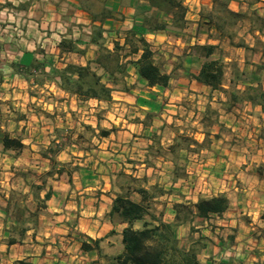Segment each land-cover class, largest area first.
<instances>
[{
    "label": "crops",
    "instance_id": "1",
    "mask_svg": "<svg viewBox=\"0 0 264 264\" xmlns=\"http://www.w3.org/2000/svg\"><path fill=\"white\" fill-rule=\"evenodd\" d=\"M102 1L113 15L112 18H106L102 22V27L106 29L104 31L105 45L112 49L114 44L117 43L120 47L129 51L130 46L124 38L125 33L132 27L133 29L139 27L140 19L135 14L136 7L142 1ZM192 1L196 2L198 7L194 8L192 12L188 10L185 15L186 28L184 30L191 34L186 35L189 41L176 40V44H180L182 49L187 48L181 51L184 54V61L181 67L177 69V71H184L179 74L177 79L173 80L179 81L177 83L178 87L172 89L168 86L164 88L166 94L171 93L170 98H175L170 100L173 104L159 105L161 107H158V109L163 111L155 116L156 121L152 122V125L143 126L144 123L140 122L139 131H134L133 124L126 125L127 120L123 119L119 130H116L115 133L110 132L108 136L103 137V139L108 137V140L112 138V142L109 143L110 147L107 145L104 148H109L114 155L105 162V165L108 166V169L104 170L105 174L97 175L98 179L100 178L103 181L97 180L93 184L90 182L93 180L89 178L90 175L88 179H85L86 182L71 181L74 186L73 190L78 191L77 194L81 195L82 192L87 193L86 191L98 190L100 192L98 196L77 197L68 195L67 192L71 188V184H69L68 177H66L65 183H61L59 180L63 176L60 174L58 179L50 185L52 196L45 201L44 215L42 216L41 213L38 218L41 226L38 230L28 227L23 231L22 228L17 229L18 223L12 214V203L9 193L6 191L10 188V180L4 182L6 177L3 176L5 173L14 175V168L11 167V164H15V162L9 164V171H0V264H112L110 257L124 252L121 233L126 224L117 219L112 220L108 216L113 198L116 195L113 192L114 181L120 173H130L129 170L136 173L138 168L139 171H144V174H147L148 170H153L155 166L159 165V169H155V172H158L159 175L158 183L154 184L166 190L173 188L179 180L175 176L178 170L174 165L176 164L174 141L177 133L168 130L166 138H163L166 140L168 153L164 157H160V161H157L154 166L146 158L149 148L159 138L153 137V133H160L162 129L167 128L172 130V125L180 122L178 115L182 105L179 100L175 101L177 97L181 99L189 92L192 94L190 96H199L201 93H207V89L208 92L216 91L209 85L197 81L191 75L199 72L205 60L200 52L193 49L195 44L214 45L218 51L229 52L235 50L241 52L242 57L239 59L241 69L247 70L248 74L255 75L257 78L261 75L264 78V71L255 72L254 68L259 59L264 61V51L255 49L253 51L254 58L251 60L249 57L246 58V55L248 56L246 48L232 45L227 37L222 36L212 24L201 17L202 6L211 8L213 5L212 0ZM257 4L264 7V0H258ZM230 8L237 11L238 7L230 5ZM261 9L263 13H259V16L263 19L264 8ZM257 10L259 12L260 9ZM99 23V21H93L91 12L83 8L82 0H0V102H2L0 103V110L1 106L9 107L12 104L16 106L19 104V101L15 103L10 101L15 98V94L16 97L22 99L29 97L31 100L29 90L33 86L40 87V91L43 88L52 90L59 97L66 99L61 103L68 102L70 113L75 110L76 106L73 105H77L78 98L60 88L58 73L68 63L85 65L88 60L96 57L97 46L91 42V34L94 25ZM202 25H205L204 30ZM19 26L23 28L21 37L16 32ZM198 29L203 31L200 32ZM121 33H123V37H120ZM261 33H264V26L250 31L247 35L257 39V36ZM144 36L147 41L152 39L165 40L167 37L161 31L156 33L146 32ZM259 38L264 40L263 35H259ZM248 46L253 47V43ZM214 54L213 52L211 56ZM138 57L139 54H134L132 59L136 60ZM129 58L131 57L124 58L125 67H130L127 73L137 80L139 78L135 65L126 62ZM223 58L228 62L236 60L231 53H223ZM120 61L122 60L120 59ZM170 70L166 72L169 73ZM101 72L102 69H99L98 74H102ZM103 76L107 75L103 73L101 80L104 78ZM139 80L148 89L153 90L156 87L148 86L144 80ZM102 82L105 81L102 80ZM107 84L111 86L108 82ZM115 93L119 96L115 97ZM131 94L137 93L135 90H112V99L125 100L129 95L131 97ZM174 94H176V97ZM225 98L227 99V97ZM90 101H94L96 104L103 103V101L96 99H88L84 102ZM133 104L141 110L154 109V107H150L153 104L129 103L126 99V107L130 108ZM248 105L253 107L254 110L264 109L261 104ZM53 107H56V104ZM228 107L229 109L226 110L228 112L225 114L227 117L220 115L218 121L214 122V130L210 131V134L207 133V129L204 132H195L196 143L202 144L206 138L211 140L212 149L213 145L214 149L212 153L210 152V155L216 156L215 163L211 165H215V168L220 167V173H225L224 176L228 174L229 181H226V184L230 186V191L227 188L220 190L221 193L225 192L229 201L228 207L221 217L213 215L212 218L204 219V221L197 217L198 220L203 221V225L199 226L200 230L196 233L206 239L205 247L198 254V260L204 264L216 259L225 264H264V158L257 161L258 163L254 166H247L244 169L239 166L241 162L247 163L244 159L252 158L255 151L259 153L260 150L248 147L249 143L253 141V134L250 131L242 136L243 141L248 145L245 148L240 147L237 139L239 136V120L233 115V112L240 110H238V104L232 100L229 102ZM12 109L17 110L15 107H12ZM203 114L206 115L204 111ZM9 116L3 118L0 115V128L7 126L9 127L8 130L11 131L20 130L21 127L17 128V125L19 126L24 121L21 118L22 116L14 117L13 114ZM247 117L246 122L255 121L251 115L248 114ZM66 123L67 121L64 122V124ZM88 124L94 127L98 124V121L96 120L94 123L90 121ZM141 129L142 132H140ZM148 130L151 133L145 132ZM2 137L0 135L1 139ZM1 139L0 149L2 151ZM29 139L31 141L33 138ZM258 141H261V139ZM21 142L24 143V139H21ZM112 145L115 147L112 148ZM203 152L206 153L207 149L199 151L200 163L193 164L192 168L187 167L186 172H199L207 166L206 161L204 164L201 163ZM257 154L255 156L259 157ZM119 158H123V160L120 161ZM126 166L131 169H126ZM242 175L250 178V185L249 188H244L240 193L238 192L239 188L234 184L237 182V178ZM137 176L139 175L137 174ZM234 177H236V180L233 181V184L231 180ZM5 184L8 187H5ZM39 184L42 185V182L40 181ZM34 188V185L28 182L25 190L29 192L31 197L34 194ZM58 188L66 191L62 200L59 197ZM67 195L68 197H66ZM213 196H217V194H213ZM40 197L42 198V193H40ZM129 197L135 202H141L142 200L141 195L135 191H131ZM33 201L40 202V198L36 195ZM174 216L175 213L169 219L164 218V220L172 222ZM225 216L227 217L225 218ZM214 217L219 221L218 223L215 222L217 226H230L233 228L229 233L230 235H223V229L219 230V228L214 227V223H210ZM188 228H190V225L189 227L176 225L173 228L175 237L178 239L177 234H180L182 230H188ZM227 236H229L228 240ZM13 238L15 242H11ZM95 240H98L97 244ZM83 242L87 243L90 248L87 250L82 249Z\"/></svg>",
    "mask_w": 264,
    "mask_h": 264
},
{
    "label": "rangeland",
    "instance_id": "2",
    "mask_svg": "<svg viewBox=\"0 0 264 264\" xmlns=\"http://www.w3.org/2000/svg\"><path fill=\"white\" fill-rule=\"evenodd\" d=\"M257 3L258 0L228 1L229 7L230 5L237 6V11L240 12V17L235 21L231 19L230 25L227 26V29L233 34V41H231V44L237 46L240 41H243L248 47L246 48V51H248V56L246 55V58L249 57L250 60L254 58L253 51L255 49L258 51H264V40L259 38V35L264 36V33L259 34L257 39H253L252 36L250 37L247 35L250 31L257 30L260 26H264V21L262 17L259 16V13H263L261 8L264 7ZM97 5L99 4L97 3ZM97 5L92 9L96 11L98 9ZM183 5L186 12L188 10L189 12H192L194 8L198 7L196 2H193L192 0H183ZM211 8L208 6H202L201 16H205ZM258 8L260 9L259 12L257 10ZM222 14L225 15V12H222ZM185 28L186 21L184 27L181 29L173 28L168 32L163 31L167 35L165 40L152 39L147 41L150 48L153 50V62L157 64L162 71L166 72L171 69L169 73L171 74L172 82H170L169 87H172V89L178 87L177 83L179 82L173 80L177 79L179 74L184 71H177V69L181 67L184 61V54L181 51L186 50L187 48L182 49L180 44H176V40L181 39L189 41V38L186 35L191 34L190 32L188 33L185 31ZM202 29H205V25H202ZM202 29H198V31L202 32ZM16 32L19 37H21L23 35L22 26H19ZM145 33L146 32L141 31L139 28H136V36L140 35L145 38ZM120 37H123V33L120 34ZM105 41L106 38L104 43ZM108 41L110 42V40ZM251 43H253V47L248 46ZM214 53L215 54L210 56V58L219 59L223 66L224 74L222 86L216 88L215 92H208L207 89V93H201V95L199 94V96L195 97L190 96L192 95L190 92L181 99L177 97L175 101L179 100L182 105L180 114L178 115L180 122L172 125V130L166 127L167 129H162L160 133H153V137L159 138L147 152L146 158L148 162L154 166L157 161H160V157H164L168 153V148L165 142L166 140L163 139L166 138L168 130L177 133L174 141V153L176 155V164L174 165L176 170H178L175 176L179 179L177 180V184L169 190L163 189L161 186L157 187V184H154L158 183L159 179L158 172H155V169H159V165H157L153 170H148L147 174H144V171H139L138 168L136 169V173L133 170H129L130 173H120L118 178L114 181V190L111 189L115 194L129 196L131 191L128 190V187L143 186L146 188L149 198L148 204L152 213L161 216L163 220L164 218L169 219L172 217L173 213H175V215L177 213L179 214L180 219L183 220L178 225H183L185 227H189L190 225L188 230H182L180 234H177L179 236L178 240L180 245L185 247L189 246L192 240L198 239L200 235L196 232L200 230L199 226L203 225L204 220H198L197 217L191 213L186 216L184 208H176L174 205L183 203L185 205L184 207H190L199 197H211L213 194H223L227 197L225 192L221 193L220 190L227 188V190L230 191L229 184H226V181H229L227 178L228 174L224 176L225 173H220V167L215 168L214 164V166L211 165L212 163H215L216 158V156L210 155L213 152L214 145L212 149V142L209 138L204 139L202 144L196 143L195 132H204V130L207 129V133L210 134V131L214 130V122L218 121L220 115H222V117H227L225 114L228 112L226 110L229 109L228 104L231 101L229 94L232 90L239 93V99L236 103L238 104V110L240 111L233 112V115L239 120V136L237 139L239 140L240 147L245 148L246 145H248L243 141L242 136L244 133L250 131L253 134V141L249 143L248 147L260 150L259 153L255 151V154L258 153L257 155H259V157H256L254 154L252 158L244 159L247 163L241 162L239 166H242V169L247 166H254L258 163L257 161H261L262 158H264V109L254 110L253 107H250L248 104L258 103L248 100L244 93L247 85H258L264 91V78L262 75L257 78L255 75L248 74L247 70L241 69V64H239V59L242 57L241 52L235 50L226 52L214 49ZM223 53H231L232 57L236 60H232L231 62L225 61ZM97 54L98 51L96 50V55ZM118 55L122 60V63H124L125 57H131L127 59V61H130L133 57V55H129V51H126L123 47H120ZM255 59L257 58L255 57ZM262 63H264V61L259 59L258 63L254 65L255 72L264 71L263 68H260ZM92 68L97 73L100 69L96 65H92ZM125 70L126 72L123 75L115 74L113 80H110L108 76H103L104 78L102 80L105 81L104 83L108 82L111 84L110 87L114 85L112 90L115 91L135 90L137 94H131V97L129 95L126 98L129 103L136 102V104L143 103L144 105L153 104L150 107H154L155 110H141L135 104L129 108L125 106L126 99L120 100L115 98L111 101H103V103L98 104L94 101L84 102L85 100H78L77 105H73L76 106L75 110L70 113L68 102L64 104L61 103L66 100L65 98H62L61 96L59 97V95L53 93L52 90L50 91L45 88L40 91V87L37 86H33L29 90L31 100L29 97H25L24 99L16 97L15 94V98L10 101L13 103L19 101L17 106L14 104L9 107L1 106L0 115H2L3 118H8L9 115L13 114L14 117L22 116L21 118L24 120L19 126L17 125V128L21 127L20 130L15 129L11 131L8 130L9 127L7 126L0 128L1 137L8 135L11 138L19 139L20 141L21 139H24V143L21 142L22 147L18 150L14 148L6 150L3 148L4 151H1L0 149V171H9V164L15 162V164H11V167L14 168V175L12 176L9 173L2 175L6 177L4 182H7L8 179L10 180V188L6 191H8L12 203V214L15 220L17 218L19 219V223L17 222V229L28 227L37 230L39 229L41 224L38 222V218L41 213L42 216L44 215L43 208L46 206V200L43 201L44 194L45 192L50 191L52 196L50 185L54 180L58 179V175L60 174L63 176L62 179L59 180L61 183H65V179L68 177L69 184H71V188L67 192L68 195L70 194L77 197L98 196L100 193L98 190L86 191L87 193L82 192L81 195L77 194L78 191L73 190L74 186L71 181H77L79 183L81 181L86 182L85 179H88L89 175V178L94 180L90 181L93 184L96 183L95 181L97 180L103 181L100 178L98 179L97 175L105 174L104 170L108 169L105 162L107 159L114 157L113 151L109 148H104L112 142V138L108 140V137L105 139H103V137L108 136L110 132L115 133L116 130H119L123 123V119L127 120V123H125L126 125L133 124L132 128L134 131H139L140 122L144 123L143 126L152 125V122L156 121L155 116L159 115L160 111H163L162 109H158V107L168 103L173 104L170 100L175 98H170L169 95L171 93L166 94V89L161 86H156L153 90L148 89L146 85L139 82V79L135 80L127 73V70H130V67H125ZM236 71L243 74L240 76H234V72ZM101 73L103 74L104 71L102 70ZM232 78L234 79V82L233 84H230V79ZM114 95L115 97L119 96L117 93ZM174 95L176 97V94ZM225 97H227V99ZM21 103H23V105H21ZM55 104L56 107H53ZM262 106H264V99ZM12 107L17 108V110L14 111ZM203 111L206 115H202ZM248 114L251 115L255 121L250 123L246 122ZM96 120L98 121V124L94 127L88 124V122L91 121L94 123ZM66 121L67 123L64 124ZM246 125L249 127L247 128ZM101 131H108V134L101 135ZM140 132H142V129ZM145 132L151 133L149 130ZM29 138L33 139L30 141ZM259 139H261V141H258ZM113 147L115 146L112 145V148ZM205 148L207 149V152L202 153L203 156L201 159H203V161H201V163L204 164L206 161L207 166L203 167L199 172H186L187 167L192 168L193 164L196 165L200 163L199 151L201 149L204 150ZM223 148H225V146H223ZM218 150L221 151L220 149ZM119 159L120 161L123 160V158ZM126 169L131 168L126 166ZM137 174L139 176H137ZM249 179L248 176L246 177L242 175L240 178H237L235 184L233 181L236 180V177H234L231 182L239 188L238 192L241 193L244 188H249ZM40 181L42 182V185L39 184ZM28 182L32 183L34 187L35 185L41 186V188H34V194H32V197L29 195V192L25 190ZM6 186L8 187V185L5 184V187ZM12 186L13 188H11ZM57 191H59V197L62 200L66 191L62 190V188H58ZM95 192L98 193L95 195ZM40 193H42V198L40 197ZM36 195L40 198V202L33 201ZM68 195L66 197H68ZM196 198L197 200H195ZM226 217L227 216H225V218ZM174 219L172 223L174 222ZM215 222L218 223L219 221L214 217L210 223H214V227L219 228V230L223 229V235H230L229 233L233 228L230 226L219 227ZM138 226H140V223L135 224V227ZM192 227L199 228H194L192 230ZM228 237L229 236H227V240ZM202 241L205 243L206 239L204 238ZM218 261L219 260L217 259L212 260L211 263L215 264L218 263Z\"/></svg>",
    "mask_w": 264,
    "mask_h": 264
},
{
    "label": "trees",
    "instance_id": "3",
    "mask_svg": "<svg viewBox=\"0 0 264 264\" xmlns=\"http://www.w3.org/2000/svg\"><path fill=\"white\" fill-rule=\"evenodd\" d=\"M142 1L136 7V16L140 19L139 29L144 32H168L173 28H183L185 25L186 9L183 0H140ZM229 0H212L213 6L208 10L205 16H201L208 23L212 24L222 36L227 37L230 42L233 41L232 32L227 29L230 20L234 21L240 17L239 11H234L229 7ZM97 3L99 5H97ZM97 5L95 11L92 8ZM84 9L91 12L92 20L99 21V25H94L91 42L97 46L98 54L92 60H88L85 65L68 63L59 71V86L63 90L75 95L78 100L96 99L99 101L112 100V87L102 82L101 75L98 74L92 65L102 69L104 73L113 80L115 74L123 75L125 64L120 61L118 51L119 44H114L109 49L105 43V36L102 22L106 18H112V12L104 5L102 0H82ZM225 12V15L222 14ZM264 21V17H263ZM125 40L130 46L129 55L139 54L136 60L127 61L133 63L136 67L138 78L144 80L148 86H161L166 88L170 84L171 74L162 71L160 67L153 62V50L143 36H136V28H130L125 33ZM237 46L248 48L240 41ZM70 47V46H68ZM71 48V47H70ZM193 49L200 52L205 58L199 72L191 74L197 81L209 85L212 89L222 86L223 66L219 59H211L215 46L195 45ZM264 69V63L260 65ZM236 74V75H235ZM243 73L234 72V76H240ZM234 79H230L233 84ZM245 95L248 100L258 104H263L264 91L258 86L247 85ZM238 92L232 90L230 98L237 102ZM107 135L108 131H101V135ZM4 149H20L22 143L19 139L4 135L1 139ZM41 188L40 185H35ZM129 191H135L141 195V202L133 201L128 195L116 194L113 198L108 212L110 219H117L126 226L122 229V242L124 252L110 257L112 264H204L198 260V254L205 247V237L199 236L192 240L189 246L180 245L175 237L173 227L183 220L176 213L174 222L164 221L161 216L152 213L148 204V191L143 186L128 187ZM51 192L44 194L43 201L48 200ZM228 198L223 195L211 197H199L190 207H184L183 203L175 204L176 208H184L186 216L190 213L202 220L210 219L213 215L221 217L228 207ZM19 216V215H16ZM19 223V219H16ZM136 223L140 226L135 227ZM193 226V225H192ZM195 227H192V230ZM26 228H22L24 231ZM11 242H15L13 238ZM98 243V240H95ZM90 247L87 243H82V249L87 250ZM213 264V263H206ZM215 264H225L222 262Z\"/></svg>",
    "mask_w": 264,
    "mask_h": 264
}]
</instances>
